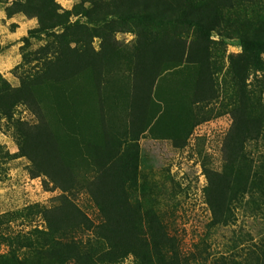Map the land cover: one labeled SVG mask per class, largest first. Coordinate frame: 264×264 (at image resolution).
Wrapping results in <instances>:
<instances>
[{
    "label": "rangeland",
    "instance_id": "rangeland-1",
    "mask_svg": "<svg viewBox=\"0 0 264 264\" xmlns=\"http://www.w3.org/2000/svg\"><path fill=\"white\" fill-rule=\"evenodd\" d=\"M53 3L76 14L66 19L82 26L79 40L69 43L73 30L59 36L63 27L29 38L20 63L0 72V255L28 256L27 264H264V0ZM62 60L90 66L36 87L40 105L1 112L11 90L58 72ZM141 62L160 73L147 75ZM97 98L127 179L118 207L93 184ZM39 126L61 142L68 167L57 177L47 161L31 160L19 135ZM21 236L28 246H15Z\"/></svg>",
    "mask_w": 264,
    "mask_h": 264
},
{
    "label": "trees",
    "instance_id": "trees-1",
    "mask_svg": "<svg viewBox=\"0 0 264 264\" xmlns=\"http://www.w3.org/2000/svg\"><path fill=\"white\" fill-rule=\"evenodd\" d=\"M59 7L53 3V0H21V1H15L12 3L10 6H6L5 8V15L6 17H11L14 14H23L27 18H35L37 21V26L28 31L27 37L22 38L23 46L22 48L26 47L29 38L32 37H38L40 35H46L48 36L50 31H52L54 28L57 27H63L64 30L59 36H64L67 31H72L70 33V37L72 35V38L69 39V43H75L79 40L74 34L75 29L79 26L78 21L75 20L72 23H69L67 21L68 18L71 16H75L76 14L70 10L66 12H59ZM81 16H88V10L86 12H81ZM106 18L108 16L112 17H118L120 18V15L117 12L111 13V14H105ZM103 16V15H102ZM101 17V16H100ZM122 17V16H121ZM67 18V19H66ZM104 18V17H103ZM117 18V19H118ZM119 20V19H118ZM102 18L96 19L94 22L95 24L90 23L87 21V23H82L84 27H94L96 24H103ZM92 22V21H91ZM91 24V25H90ZM82 27V26H79ZM74 28V29H73ZM112 29V28H111ZM112 32H115L117 30H111ZM3 48L0 47V51H2ZM103 59L102 57H100ZM47 64H55L56 60L53 59H48L45 60ZM103 61V60H101ZM152 61V60H151ZM153 62V61H152ZM144 62H141V66L146 68L147 70V75L149 76H156L157 74L160 73V68L158 66H155L154 64H148V65H143ZM60 68L58 72L54 70H46L45 72L42 71L37 75L35 79L29 80L21 84V86L15 88L14 90L10 91V99L6 102V107L4 110L1 112L8 118H10V113L12 110V107L17 104V103H23L26 101H31L34 103V105L38 106L40 105L39 98L37 97V94L35 92L36 87H42V86H48L50 84L56 83L59 80H66L70 79L72 77H76L78 75H81L83 72H86L89 68V63L87 60H79L77 61H67V60H62V63L60 64ZM159 73H158V71ZM166 70V69H165ZM23 86V87H22ZM34 87V88H33ZM4 92L0 90V95L3 94ZM98 97V94H96ZM2 95L0 96L1 100ZM13 97L14 100L12 99ZM3 104V102L0 101V104ZM239 114L243 109L241 107L237 108ZM96 116V119L98 120L99 123V130L102 131L101 136L102 139H100L99 143L95 142H88V153L91 151V153H94L92 156V161L95 165V169H97V173L95 174L96 179L93 182V184L96 185V189L98 192L102 193L104 197L108 200V202H113V205L115 203L119 202L120 194H124L125 192V183L127 182L126 178H123V175H120L118 172V164L117 161L120 159L119 157V144L117 143L116 139H113L110 137L106 132L103 131V127L101 128V125L103 121H100L101 119V112L102 106L99 103V98L95 100V104L93 107V110ZM244 115V114H243ZM240 119V125L237 128V131L235 130L236 133H241V131H244L243 127H245V121L244 117ZM146 123V122H144ZM48 129L44 126H39L35 130L33 129L29 135H26V133L21 134L19 132V135L21 136V140L23 141L22 143L27 146V148L31 145V160L34 163H40V162H48L51 164V166L45 165L49 171V173H46L52 177H57L61 173H63V170L68 167V164L61 159V151H60V146L61 142L54 137V132L52 129L47 126ZM96 129L97 133L99 131ZM23 147L21 146V149ZM26 148V149H27ZM39 161V162H38ZM109 164H112L111 166ZM104 178H107L109 185L111 187V193L106 194V192L101 190V184L105 181L103 180ZM214 191V190H213ZM215 193V191H214ZM117 206V204L115 205ZM118 207V206H117ZM119 209V208H118ZM120 210V209H119ZM120 214V215H118ZM117 215L121 219L120 222L125 223L126 225H129L131 222L125 221L126 219L124 218V213L122 211L117 210ZM136 220H139V216L135 217ZM123 219V221H122ZM135 220V219H134ZM120 222H116V224H121ZM118 225L117 227H119ZM136 229V228H135ZM133 229V230H135ZM131 230V231H133ZM38 234H43V232L37 231ZM17 239V238H16ZM49 246L46 244L48 250H50L54 245L57 246L56 241L53 240H48ZM28 246V239L25 238L24 236L18 238L15 241V246ZM37 247V245H36ZM14 251V248H13ZM38 251V248H37ZM27 257L20 258L17 253L15 252H8L6 255H0V264H27ZM61 260V261H60ZM58 261L59 264H64L65 261L64 259H60ZM33 264H42L40 262L34 261Z\"/></svg>",
    "mask_w": 264,
    "mask_h": 264
},
{
    "label": "crops",
    "instance_id": "crops-1",
    "mask_svg": "<svg viewBox=\"0 0 264 264\" xmlns=\"http://www.w3.org/2000/svg\"><path fill=\"white\" fill-rule=\"evenodd\" d=\"M15 27L9 31V27ZM37 26L35 18H27L23 14H14L6 17L5 7L0 5V47L4 59H0V72L12 69L20 63L19 49L23 46L22 38L27 37L28 31Z\"/></svg>",
    "mask_w": 264,
    "mask_h": 264
}]
</instances>
